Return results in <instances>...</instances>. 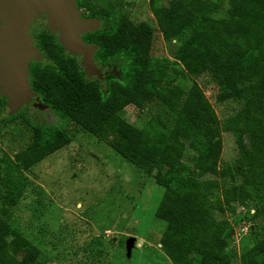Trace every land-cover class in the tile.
Here are the masks:
<instances>
[{
    "label": "trees",
    "instance_id": "obj_1",
    "mask_svg": "<svg viewBox=\"0 0 264 264\" xmlns=\"http://www.w3.org/2000/svg\"><path fill=\"white\" fill-rule=\"evenodd\" d=\"M99 1L78 0L103 26L87 32L83 41L96 46V63L116 62L119 77L106 75L103 90L98 80L84 77L78 61L53 35L41 31L36 46L43 59L30 64V89L40 104L146 169L163 189L154 216L164 223L158 244L171 264H232L226 252L232 226L214 205L220 137L226 133L233 138L231 177L239 178L234 190L223 193L225 201L238 199L240 205L252 207L253 221L264 212V0H227L223 16H214L220 6L211 0L151 6L162 40L178 41L175 65L188 74H209L217 102L239 103V109L222 120L195 82L188 87L176 84L175 68L166 58L152 56L154 30L148 23H132L119 12L122 0H107L104 7ZM153 77L163 81L150 87L147 82ZM152 101L182 118L176 131L164 132L167 121L157 115L151 126L161 132L149 136L118 115L127 106L141 110ZM32 131L29 146L11 158L0 157L1 214L7 215L21 200L27 185L23 172L68 142L54 126L36 124ZM185 150L191 151L189 164L183 161ZM37 256V247L0 218V264H33ZM237 264H264V237L240 253Z\"/></svg>",
    "mask_w": 264,
    "mask_h": 264
},
{
    "label": "rangeland",
    "instance_id": "obj_2",
    "mask_svg": "<svg viewBox=\"0 0 264 264\" xmlns=\"http://www.w3.org/2000/svg\"><path fill=\"white\" fill-rule=\"evenodd\" d=\"M105 1H99L102 7ZM169 1L122 0L117 10L132 23L143 21L153 28L152 56L169 61V66L176 71V84L188 87L195 82L219 120L231 116L239 109V103L217 102L216 87L209 74H188L182 66L175 65L173 54L178 41L164 42L151 14V6H166ZM211 1L220 6L214 16L225 15L227 0ZM44 19L43 14H36L30 25L33 36L42 30L48 32ZM95 20L89 32L103 28L102 21ZM84 45L96 49L92 44ZM61 47L75 57L84 77L98 80L103 90L106 75L119 77L116 62L98 64L93 54H73ZM32 63H42V60L27 62V75L22 79L21 92H17L15 101L4 98V111L0 113V157L11 158L15 152L29 146L33 142L32 126L36 124L54 126L68 137V142L23 172L27 185L22 198L7 215L0 212V218L18 230L28 245L37 247L38 256L33 264H171L158 244L164 223L154 216L163 189L154 184L146 169L123 159L105 141L86 133L71 120L59 118L40 104L28 84ZM161 81L163 77H153L147 84L156 87ZM118 115L149 136L161 132L160 127L151 126L157 115L166 119L165 129H162L166 133L176 131L182 120L158 101L145 104L141 110L127 106ZM220 138L219 189L214 205L232 226L233 234L226 252L232 264H237L240 253L264 237V212L252 221V207L240 205L238 199L225 201L223 193L234 190L239 178L231 177L236 157L233 138L226 133H221ZM190 155L191 151L185 150L183 161L186 164H189ZM3 171L4 164L0 163V172ZM3 191L0 186V192ZM227 204L233 211L226 208ZM250 230L254 232L252 235ZM127 237L134 238L129 250L125 246Z\"/></svg>",
    "mask_w": 264,
    "mask_h": 264
},
{
    "label": "water",
    "instance_id": "obj_3",
    "mask_svg": "<svg viewBox=\"0 0 264 264\" xmlns=\"http://www.w3.org/2000/svg\"><path fill=\"white\" fill-rule=\"evenodd\" d=\"M39 13L46 16L51 31L58 30L59 43L69 53L92 55L95 49L84 45L78 35L91 31L96 20L79 19L73 0H0V21L4 22V29L0 32L1 92L13 102L21 92L22 79L27 75V62L43 59L29 34L30 25ZM133 242L132 237L125 239L127 250Z\"/></svg>",
    "mask_w": 264,
    "mask_h": 264
},
{
    "label": "flooded vegetation",
    "instance_id": "obj_4",
    "mask_svg": "<svg viewBox=\"0 0 264 264\" xmlns=\"http://www.w3.org/2000/svg\"><path fill=\"white\" fill-rule=\"evenodd\" d=\"M73 5H74V7H75V11H76V15H77V17L79 18V19H99V18H92V17H89L88 16V12L84 9V8H82V7H80L79 6V2H78V0H73ZM41 14V13H40ZM44 16V15H43ZM44 20L45 21H47V18H46V16H44ZM100 21H101V19H99ZM31 28V27H30ZM3 29H4V22L3 21H0V32L1 31H3ZM31 31V32H30ZM43 31V30H42ZM33 30H30L29 29V34H30V36H31V38H32V40H33V46L34 47H36L37 49H38V47L36 46V36H33ZM41 31H39V32H36V35L37 34H39ZM32 33V34H31ZM48 33H50L51 35H53L54 36V38H55V40L57 41V43L59 44V45H61L60 43H59V40H58V38H59V33H58V30L56 29V31H51L50 30V27H48ZM86 33H84V34H82V35H80V39H81V41L82 42H84L83 41V36L85 35ZM1 69V68H0ZM4 98H6V97H4V94H2V92H1V84H0V113H2L3 111H4Z\"/></svg>",
    "mask_w": 264,
    "mask_h": 264
}]
</instances>
